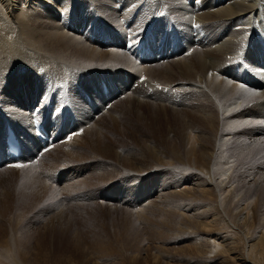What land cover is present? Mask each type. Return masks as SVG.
I'll list each match as a JSON object with an SVG mask.
<instances>
[{
    "label": "bare ground",
    "instance_id": "bare-ground-1",
    "mask_svg": "<svg viewBox=\"0 0 264 264\" xmlns=\"http://www.w3.org/2000/svg\"><path fill=\"white\" fill-rule=\"evenodd\" d=\"M55 7L61 12L55 13ZM145 101L187 110L183 115L188 122L180 134L183 144H172L170 150H183L192 166L178 168L179 181L166 192L182 199L173 206L181 215L197 210L191 205L197 196L216 202L203 209V236L191 245L195 249L200 240L212 242L211 251L223 255L217 264H264V231L254 236L244 229L251 223L254 200L239 199L241 193L230 178L233 165L224 153L241 137L243 145L258 141L264 151V0H0V172L31 174L42 188L38 190L81 175L87 181L95 164L80 158L86 151L101 150L112 124L118 132L127 126L121 125L127 116L121 121L120 112ZM33 116L48 128L53 141L34 135ZM107 118L110 128L103 124ZM6 122L21 138L18 159L6 156L10 151L2 134ZM245 131L248 134L243 135ZM49 144L53 147L32 162L35 152ZM102 149L111 152L108 145ZM216 151L223 157L217 158ZM207 157L213 162L209 166ZM16 161L23 165L2 167ZM162 189V183L147 180L140 196L132 200L136 211L140 214L139 205ZM100 196L105 201L113 197L108 192ZM21 203L24 209L30 204L27 199ZM15 204L0 205V222L4 218L10 222ZM222 207L231 209L246 232L242 253L229 246L227 234L210 229ZM20 251L13 234L0 236V264H22Z\"/></svg>",
    "mask_w": 264,
    "mask_h": 264
},
{
    "label": "rangeland",
    "instance_id": "rangeland-1",
    "mask_svg": "<svg viewBox=\"0 0 264 264\" xmlns=\"http://www.w3.org/2000/svg\"><path fill=\"white\" fill-rule=\"evenodd\" d=\"M58 11L61 12L55 7L54 12ZM107 20L110 21L109 18ZM170 107L151 103V101L131 107L132 110L126 107L119 116L121 121L127 116L124 118L126 120H123L124 124L121 123L127 126L121 128L119 132L114 124L110 126L111 122L107 118L103 124H107L108 128L111 127L110 132L105 135L106 139L104 138L108 144L103 141L105 145L102 142L101 146L108 145L111 152H105L103 147L99 150L100 152L94 151L98 154L91 150L84 151L87 156L81 157V162L88 164L89 161L90 166L91 163L96 165L92 167L93 176L90 174L92 177H88L87 181L83 180L81 175L63 184L49 183L50 186H45L44 190H38L42 188L34 182L31 174L17 173L16 176V173L12 171L0 172L1 207H5L10 201L16 203L10 208V212L13 211L10 222L8 223L6 218L0 222V236L8 238L10 234H13L16 237L21 248L20 257L25 258L21 261L26 263L28 261L29 264H164V262L166 264L168 262H170L168 264H217L220 261L223 255L220 252L211 251L210 248L214 245L212 242V244H205L200 240L201 244L198 243V245L201 246L197 248L195 245V249L191 245L193 240L203 236L201 230L204 226L201 223L204 224L206 221L202 216L203 209L214 203V198L202 199L197 196L194 202H191L197 210L192 209L191 215H181L173 206L181 203L182 199L166 192L169 190L168 186L179 181L181 174L177 169L192 166L185 159L183 150H170L172 144L175 147L183 144L181 129L184 122L185 124L188 122L183 115L184 111L187 114L184 106H178L179 108L172 106L173 109ZM126 127L128 131L125 130ZM246 134H248L247 131L243 135ZM241 138L240 142L234 139L229 144L230 150L224 153L228 154L229 161L233 165L230 178L234 180V188L241 193L239 199L254 200V214L249 219L251 223L247 227L244 226V229H249L248 231L255 236L257 232L264 231V151H261L259 146L262 143L256 141L243 145V138ZM154 152H156L155 155ZM44 153L33 157V160L39 161L38 159ZM220 153L221 156L218 157ZM215 154H218L217 158L224 155L222 151H216ZM167 157L171 158V163ZM163 158H167L168 164ZM49 159L50 163L54 161L52 157ZM56 160L63 161L58 158ZM160 160H163L162 162L166 165L160 163ZM205 163L209 166L213 162L207 157ZM156 164L155 168L153 165ZM168 167L172 168L168 169ZM29 178L32 179L34 186ZM147 180L162 183L164 189L159 192L160 195H157L158 191L154 193L155 199L145 200L146 204L139 205L140 208L142 207L139 214L132 200L140 196L139 193H142L143 185ZM102 192L113 195L112 199L103 200L100 196ZM156 198L159 200L157 201ZM24 199L29 200L30 203L25 209L20 207ZM205 200L208 203H205ZM203 203L204 205L199 207ZM230 211L231 209L222 207L220 213L223 216L217 217L216 219L219 220H214L210 229L214 233L227 234L229 246L233 244V251L242 253L245 250L243 235L246 232L242 231L243 226L237 222L239 218ZM206 228L209 227L206 226ZM23 262L21 263L24 264Z\"/></svg>",
    "mask_w": 264,
    "mask_h": 264
},
{
    "label": "snow or ice",
    "instance_id": "snow-or-ice-1",
    "mask_svg": "<svg viewBox=\"0 0 264 264\" xmlns=\"http://www.w3.org/2000/svg\"><path fill=\"white\" fill-rule=\"evenodd\" d=\"M17 166H19V165H17Z\"/></svg>",
    "mask_w": 264,
    "mask_h": 264
}]
</instances>
